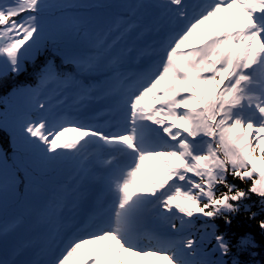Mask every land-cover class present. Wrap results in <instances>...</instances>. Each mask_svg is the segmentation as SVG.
<instances>
[{
    "label": "snow or ice",
    "instance_id": "snow-or-ice-1",
    "mask_svg": "<svg viewBox=\"0 0 264 264\" xmlns=\"http://www.w3.org/2000/svg\"><path fill=\"white\" fill-rule=\"evenodd\" d=\"M29 70L0 115V264H261L216 221L264 232V0H0V89Z\"/></svg>",
    "mask_w": 264,
    "mask_h": 264
},
{
    "label": "trees",
    "instance_id": "trees-1",
    "mask_svg": "<svg viewBox=\"0 0 264 264\" xmlns=\"http://www.w3.org/2000/svg\"><path fill=\"white\" fill-rule=\"evenodd\" d=\"M40 60H43V56H41ZM35 65H30V69L34 68ZM35 71L29 70L25 74H22L20 76H12L7 81V87H4L3 89H0V115L4 114L8 111L13 102V97L10 95L12 88L14 86H21V85H27L32 84L35 80ZM10 101V102H9ZM14 107V106H13ZM16 109L12 108V112H14ZM11 156V153H9ZM11 162V160H9ZM229 180L231 181V177H229ZM234 183H237L240 187H246V185L239 184L238 181H232ZM23 189V187H20V191ZM224 189L218 188L219 191H223ZM255 199V198H254ZM258 209L256 207L253 208V211H257ZM84 212V208L81 209V213ZM264 215V214H262ZM261 217H257V220ZM178 223V222H177ZM151 227L149 230H153L158 226L160 228V225L155 220H150ZM216 224L220 231L227 232L229 237L232 239L233 243H235L239 237L243 235L250 234L254 237L255 241L259 245V248L257 249L258 255L256 257L257 260H261V264H264V260L261 258L264 257V232H261L258 228L257 221L256 220H249L247 218V215L243 212H241L239 215L235 216L233 218L231 225H225L222 220H217ZM104 243H108V241H105ZM148 241L145 240V244H147ZM86 245L84 246V248ZM130 258H135L133 256H129L128 254H125V260L128 261ZM159 258V257H144V260L141 261V264H165V262H162L160 260L159 263H153L152 259ZM149 259V260H148ZM240 259L242 262H246L249 260V256L247 253L241 254ZM70 264H76L75 261H70Z\"/></svg>",
    "mask_w": 264,
    "mask_h": 264
},
{
    "label": "rangeland",
    "instance_id": "rangeland-1",
    "mask_svg": "<svg viewBox=\"0 0 264 264\" xmlns=\"http://www.w3.org/2000/svg\"><path fill=\"white\" fill-rule=\"evenodd\" d=\"M195 2V0H194ZM244 18V14L243 12L238 8V7H233L232 9L227 10L226 12H223L221 14H219L217 17L213 18L211 21L207 22L204 26V28H211L215 25L218 24H227L230 21L233 20H241ZM10 102V101H9ZM18 101L16 99H13V102L11 103L10 107L8 109L7 112H5L4 114H8L9 116H11L12 112V108L17 107ZM14 106V107H13ZM76 135V133L74 132H68L66 133V137L68 139L73 138ZM124 161H122L123 163ZM9 163H11L9 161ZM70 171V170H69ZM97 176H101L103 175V168L101 167L100 163H97L96 165V173ZM68 177V172L66 171L65 173H63L60 178H59V182L63 183L67 180ZM20 191V189H19ZM23 192V189L20 191ZM104 199L106 201L107 198L103 197L102 191H97L95 188H93L91 194L88 196L87 198V203L85 204L84 208V212L81 213V216L83 219H88V216H91L92 212L95 210L96 207V202L98 200ZM106 206V203H105ZM16 209L14 207H12V203H11V199L9 200V208H8V215H13L16 213ZM151 220V219H150ZM150 220L146 223L145 227L147 229H149L151 227L150 224ZM153 230H160V228L158 226H156V228H154ZM145 243V241H144ZM106 244V243H105ZM92 247V245H86L85 249L87 250L88 248ZM137 260H144V258H140V257H135V258H130L127 262L128 264H135V261ZM149 260V259H148ZM153 263H159L160 259L159 258H154L152 259ZM164 262V261H162Z\"/></svg>",
    "mask_w": 264,
    "mask_h": 264
},
{
    "label": "bare ground",
    "instance_id": "bare-ground-1",
    "mask_svg": "<svg viewBox=\"0 0 264 264\" xmlns=\"http://www.w3.org/2000/svg\"><path fill=\"white\" fill-rule=\"evenodd\" d=\"M191 2H194L193 0H191ZM95 189L97 190V191H101V189H100V187H95Z\"/></svg>",
    "mask_w": 264,
    "mask_h": 264
}]
</instances>
